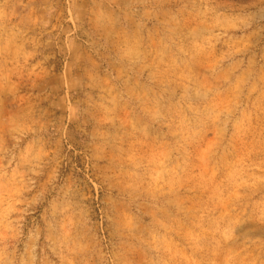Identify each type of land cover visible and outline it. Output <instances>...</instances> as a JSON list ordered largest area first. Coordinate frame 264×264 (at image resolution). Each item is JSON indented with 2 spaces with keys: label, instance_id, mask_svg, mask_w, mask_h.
Returning <instances> with one entry per match:
<instances>
[{
  "label": "rangeland",
  "instance_id": "1",
  "mask_svg": "<svg viewBox=\"0 0 264 264\" xmlns=\"http://www.w3.org/2000/svg\"><path fill=\"white\" fill-rule=\"evenodd\" d=\"M0 264H264V0H0Z\"/></svg>",
  "mask_w": 264,
  "mask_h": 264
}]
</instances>
